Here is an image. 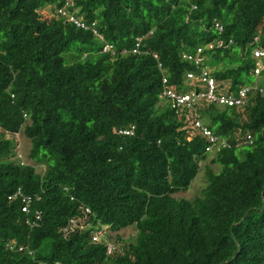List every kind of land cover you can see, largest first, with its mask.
Wrapping results in <instances>:
<instances>
[{"label": "trees", "instance_id": "obj_1", "mask_svg": "<svg viewBox=\"0 0 264 264\" xmlns=\"http://www.w3.org/2000/svg\"><path fill=\"white\" fill-rule=\"evenodd\" d=\"M65 2L0 0V264H264V70L254 75L251 53L255 38L264 46V0H78L99 36L57 17ZM198 48L220 88L254 89L244 110L200 108L230 148L188 200L175 196L202 171L208 142L189 140L161 95L164 78L202 91L188 81ZM105 228L115 238L94 242Z\"/></svg>", "mask_w": 264, "mask_h": 264}, {"label": "built area", "instance_id": "obj_2", "mask_svg": "<svg viewBox=\"0 0 264 264\" xmlns=\"http://www.w3.org/2000/svg\"><path fill=\"white\" fill-rule=\"evenodd\" d=\"M78 0H66L63 7L55 11L57 17L65 18L68 23L75 25L79 29L91 30L95 35L99 36L95 24L92 26L87 25L83 22L82 18L78 17L79 9L76 7ZM219 32L223 31V28L219 25L216 26ZM232 43V42H230ZM140 41L138 40L137 48H139ZM225 46L224 41H219L217 43H212L207 46V49L213 50L215 48H222ZM113 51V47L107 45L105 46L103 52L110 53ZM134 53H138V50H134ZM252 57L257 61V67L254 70V75L259 76L260 73L264 70L262 61L264 59V46H261L259 43V38L254 39V44L251 50ZM186 59L192 62L200 70V74L196 75L195 73L188 74V81L191 84L196 85L201 92L194 90L187 94L178 93L173 88L169 86L167 78L163 79V92L161 98L169 100L173 108L180 115L185 117V121L188 129V139L191 140L196 136H201L208 142V147L206 152L210 155H216L224 149L230 148V143L228 139L218 137L212 133V131L206 127L203 122L200 120V108L215 104L222 107H236L241 110H244L249 104V97L251 91L254 89L251 86L243 87L237 95L229 93L227 89L229 86H224L220 88L218 82L210 75V70L205 67V56L202 48H198L194 55L186 56ZM126 135H133V130L124 132ZM20 158L22 156L20 155ZM22 197L24 207L22 211L27 213L29 206L31 204V199L24 197L20 191H18L14 196L13 200ZM40 217H37L39 220ZM99 232L94 238V242L99 241ZM11 249L13 246H9ZM22 248H20V251ZM113 246L109 245L108 253H112Z\"/></svg>", "mask_w": 264, "mask_h": 264}, {"label": "rangeland", "instance_id": "obj_3", "mask_svg": "<svg viewBox=\"0 0 264 264\" xmlns=\"http://www.w3.org/2000/svg\"><path fill=\"white\" fill-rule=\"evenodd\" d=\"M49 11L46 10V13L48 14V16L50 17V14L48 13ZM71 55H67L66 57L68 58ZM246 82L250 83H255V82H260V79L255 77V76H249L246 77ZM162 106L164 107H170L171 102L167 99L162 100ZM17 140L19 142V146H18V150L20 151V154L23 158V161L26 164H33V162L29 159V154L31 151V142L25 138L23 135H19L17 137ZM215 155H210L209 158L207 159V161L204 163L202 171L199 173L198 177L196 178V180L193 182L191 188L185 192V193H181L176 195L175 197L178 199L184 198V199H193L197 196L201 195V192L203 191V189L206 187L207 182L205 179V175H204V166H211L215 172H219L220 171V167L217 165H212L211 164V160L213 159ZM37 171L39 173H43L44 172V167H36ZM108 234L109 236L115 238L116 234L111 233L108 229H104V232H101V234ZM121 238H123L124 240H129L132 239L135 235H136V230L134 228H129L126 230H123L122 232L119 233ZM101 238V235H99V239Z\"/></svg>", "mask_w": 264, "mask_h": 264}]
</instances>
